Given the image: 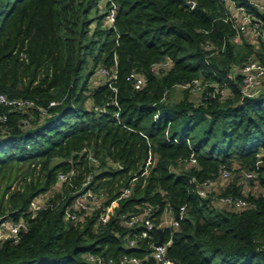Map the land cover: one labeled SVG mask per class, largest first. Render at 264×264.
<instances>
[{"label":"trees","instance_id":"trees-1","mask_svg":"<svg viewBox=\"0 0 264 264\" xmlns=\"http://www.w3.org/2000/svg\"><path fill=\"white\" fill-rule=\"evenodd\" d=\"M111 1L115 18L108 23ZM99 3L0 0V89L36 103L28 111L10 110L0 124V215L27 214L29 200L53 185L59 169H77L74 184L51 194L55 204L38 209L18 240L4 239L0 264H93L86 257L90 250L112 256L113 264L124 252L143 256V264H160L150 254L158 227L130 245L127 236L142 224L111 216L95 227L96 212L77 222L64 216L94 167L80 152L85 144L99 155L94 186L105 185L110 196L140 171L148 150L154 152L148 172L118 208L128 212L151 203L157 222L166 206L185 204L178 226H161L176 264H264V192H248L253 204L231 208L194 191L190 180L216 175L221 163L241 169L260 158L264 187V82L257 94L241 95L238 71L258 49L247 38H231L234 28L222 17L220 0H105L104 10ZM260 17L264 22V11ZM210 42L218 53H211ZM166 54L171 65L153 69ZM99 65L114 67L116 76L111 83L99 76L90 85ZM131 68L146 76L140 87L127 76ZM196 74L225 80L231 94L202 101L175 99L170 91L163 96L165 87ZM241 187L231 181L224 191L240 193Z\"/></svg>","mask_w":264,"mask_h":264},{"label":"built area","instance_id":"built-area-1","mask_svg":"<svg viewBox=\"0 0 264 264\" xmlns=\"http://www.w3.org/2000/svg\"><path fill=\"white\" fill-rule=\"evenodd\" d=\"M223 3L222 17L228 20L234 30L231 38L236 41H241L243 38H247L250 41L260 42V49L257 52H249L238 66L240 72L239 91L241 95H254L257 94L264 82V22L260 17V12L264 11V0H220ZM194 0L189 5H193ZM116 3L111 1V4L106 12L105 20L108 23H112L115 18ZM207 46L211 49V53H218L219 46L215 43H207ZM223 47V46H222ZM173 57L166 54L163 58L152 62L151 67L155 70L159 68H166L171 65ZM98 76L105 77L109 83H111L113 77L116 76V69L114 67H107L105 65H99L95 71ZM128 77L132 78L133 85L140 87L146 81L144 73L137 71L135 68H131ZM228 76L234 77V74L229 71ZM202 74H196L189 78L180 79L173 83V86L182 87L190 90L193 93L199 94V100L202 101L205 98L210 97H222L224 96L225 88H230V85L225 80H218L214 78L204 79ZM114 88L115 86L112 85ZM168 92V87L163 90V96ZM57 99L53 98L49 100V103L56 102ZM0 103L5 107L0 109V124L5 121L9 116L10 110L21 109L28 111V107L36 104L34 99L29 96L22 95H9L4 90L0 89ZM42 113L46 112L45 105H38ZM115 116L119 119L118 109L115 110ZM28 116L23 117V120H27ZM154 115L157 116L158 112L155 111ZM142 132V131H141ZM144 133V132H142ZM176 139V137H173ZM81 153L86 154L90 163L94 165L90 170L85 172L82 180L80 181V187L76 190L74 196L64 207V216L71 219L73 222L82 220L86 214L96 212V219L94 226L105 223L111 216H118L121 222L130 225L140 223L142 226L138 231L133 232L127 236L128 244L132 245L137 243L139 237H152V229L162 225H171L173 227L178 226L180 218L184 214L185 204L178 205L175 209L168 205L162 211L160 220L155 222V210L156 205L151 203L144 204L140 209L133 211H122L119 207V200L128 195L133 187L139 175H145L150 165L155 160L154 152L149 149L144 160V163L139 172L132 174L127 182H124L118 192L112 196L108 194L105 189V185H100L97 188L94 186L98 180L95 178V174L99 172L100 168L95 166L99 162V155L96 154L90 145H83ZM261 152V151H260ZM190 160H195L194 154H190ZM108 161L115 167L122 166L118 159L108 157ZM259 164L260 158H258L253 167H242L239 169L243 180H258L259 179ZM76 166L72 165L67 169H59L57 171L56 181H60L63 185L74 184V177L76 175ZM231 175V166L221 163L218 173L214 176H208L201 179H196L191 176L190 180L193 181L192 189L201 195H210L214 197L218 204L225 205L231 208H243L253 204L254 201L247 196L248 192L257 195L260 191L264 192L262 185L257 188V191H247V188L243 186L242 192L234 193L232 191H220L216 190V185L222 183ZM55 181V182H56ZM241 183V182H239ZM48 190V189H47ZM47 190L40 191L34 195L28 203L27 214H21L17 217L13 216H1L0 215V244L6 238H11L16 241L20 238L22 231L27 229L30 223V217H33L37 210L45 206H53L55 203L51 200L47 194ZM63 191V190H61ZM178 209V216L175 215V210ZM168 216V217H167ZM157 239V238H156ZM151 241L153 246L150 254L160 264H176L173 257L169 256L166 252L167 244L170 237L162 239L160 243H155V240ZM146 256V255H145ZM87 259L93 264H113L114 259L112 256H106L105 254L97 251L86 252ZM143 256L136 254H129L124 252L116 264H143Z\"/></svg>","mask_w":264,"mask_h":264},{"label":"rangeland","instance_id":"rangeland-1","mask_svg":"<svg viewBox=\"0 0 264 264\" xmlns=\"http://www.w3.org/2000/svg\"><path fill=\"white\" fill-rule=\"evenodd\" d=\"M104 1L105 0H100V6H101V9H106L105 7H103V4H104ZM108 10V9H107ZM106 16V14H105ZM91 24L93 25L94 24V21L91 22ZM257 49H260V42H257L256 40L255 41H251ZM98 78L99 76L96 75L95 73H93L89 79V84L92 85L94 83H96L98 81ZM206 80H208L207 78H204ZM209 81V80H208ZM263 85V84H262ZM170 91V95L172 98H175V99H178V98H181L183 97L184 95H186L187 97L191 98L192 100L194 101H198L199 100V94H196V93H193L191 92L190 90L188 89H185V88H182V87H178V86H173V88H171V90L169 89L168 92ZM168 92L166 95H168ZM224 96L228 95V94H231V89H229L228 87L225 88V91H224ZM222 96V97H224ZM235 163L232 164L231 166V175L229 178H227L225 181H223L222 183H219L216 185V190H213V192H220V191H223L224 190V187L230 183L231 181H233L234 183H239L241 182V184L243 183V186L245 188H247V191H250L252 190L253 192L257 191V188H259V186L261 185V182L260 180L258 179L257 181L254 180H243V177L242 175L240 174V171L239 169H236L235 168ZM64 189V185L62 182L60 181H56L54 182V184L47 190V194L48 195H51L53 194L54 192L58 191V190H63ZM212 200H213V203L216 204V205H221V204H218L214 197H212ZM168 217V216H167Z\"/></svg>","mask_w":264,"mask_h":264},{"label":"water","instance_id":"water-1","mask_svg":"<svg viewBox=\"0 0 264 264\" xmlns=\"http://www.w3.org/2000/svg\"><path fill=\"white\" fill-rule=\"evenodd\" d=\"M184 2L187 4H191L192 0H184ZM178 214H179V211H178V209H176L175 215L178 216ZM158 232H159V235H158L157 239L155 240V243H160L163 239V233H162V227L161 226L158 227Z\"/></svg>","mask_w":264,"mask_h":264},{"label":"crops","instance_id":"crops-1","mask_svg":"<svg viewBox=\"0 0 264 264\" xmlns=\"http://www.w3.org/2000/svg\"><path fill=\"white\" fill-rule=\"evenodd\" d=\"M54 184V183H53Z\"/></svg>","mask_w":264,"mask_h":264}]
</instances>
